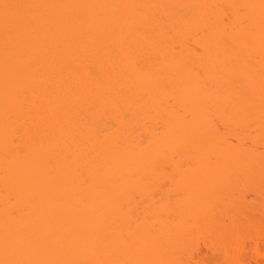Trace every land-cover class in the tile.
Returning <instances> with one entry per match:
<instances>
[{
    "label": "bare ground",
    "instance_id": "1",
    "mask_svg": "<svg viewBox=\"0 0 264 264\" xmlns=\"http://www.w3.org/2000/svg\"><path fill=\"white\" fill-rule=\"evenodd\" d=\"M263 149L264 0H0V264L218 254L259 230Z\"/></svg>",
    "mask_w": 264,
    "mask_h": 264
},
{
    "label": "rangeland",
    "instance_id": "2",
    "mask_svg": "<svg viewBox=\"0 0 264 264\" xmlns=\"http://www.w3.org/2000/svg\"><path fill=\"white\" fill-rule=\"evenodd\" d=\"M229 21H232V22L228 23ZM226 23L229 24V25L227 24V25H228V29H227V31H226L227 33H228V32H231V31H232V32L237 31L238 27H237V25L234 24V22H233L232 19H228V21H227V19H226ZM232 28H233V29H232ZM230 29H231V30H230ZM228 30H229V31H228ZM34 31H35V30H34ZM34 33H35V32H34ZM34 33H33V34H34ZM38 33H40V32H38ZM38 33H37V34H38ZM20 34H21V33H20ZM20 34H19V35H20ZM29 35H30V33H29ZM31 35H32V32H31ZM34 35H36V34H34ZM38 35H39L38 37H40V34H38ZM15 36H16V34H15ZM20 36H21V35H20ZM24 36L26 37V35H24ZM24 36H22V38H23ZM31 37H33V35H32ZM34 37H35V36H34ZM34 37H33V39H36L37 36H36L35 38H34ZM18 38H20V37H18ZM24 39H25V38H23L22 40H24ZM38 39H39V38H38ZM15 41H17V37L15 38L14 42H15ZM19 41H20V40H18V42H19ZM37 41H38V40H37ZM18 42H17V43H18ZM251 42H252V43H251ZM251 42H250V43L253 45L254 42H253V41H251ZM194 46H195L194 44H191V43L188 44V48H189V49H195L196 46H195V47H194ZM196 49H197V47H196ZM197 51H198V49H197ZM198 53H199V51H198ZM255 61H256V60H255ZM260 61H261V60L259 59V61H257V64H258ZM254 63L256 64V62H254ZM15 64H16V63H13V65H15ZM252 65H253V64H252ZM198 71L201 72V74H202V71H201L200 69H199ZM262 100H263V99H262ZM107 124H108V123H107ZM253 124H254V123H253ZM255 125H256V124H254L253 126L255 127ZM102 128H104V127L102 126ZM109 128H110V127H109ZM109 128H108V129H109ZM114 129H115V128H113V130H114ZM258 129H259V127H258ZM103 130L105 131V133L103 132L104 134H109V135H110V133L113 132L112 128H111L110 130H107V131H106L105 128H104ZM219 130H220V133H227V132H226V129L223 128V127H220ZM254 131H255V130H254ZM101 132H102V131H101ZM240 132H241V131H240ZM240 132H239V133H240ZM255 134H256V133H255ZM143 136H144V135H143ZM143 136L141 135L142 139H143ZM102 138H103V137H100V140H101ZM145 140H146V139H145ZM145 140L143 139L144 142L147 141V140H146V141H145ZM22 144H23V143H22ZM25 145H26L25 143L22 145L23 147H21V150L23 149V151H25V150L30 149V146L27 147V145H26V146H25ZM28 145H29V144H28ZM24 146H25V147H24ZM238 147H239V146H238ZM263 150H264V149H263ZM259 152H260V151H259ZM260 157L264 158V155H262V156H260ZM259 160H260V158H259ZM260 161H261V160H260ZM260 163H262V164L264 165V162H260ZM10 169H11L10 166H9V167L7 166V173L11 172ZM245 175H247L249 178H252V177H253V175H251V174H250V176H249L248 174H245ZM242 177H243V176H242ZM242 177H241V178H242ZM241 178H240V179H241ZM245 178H246V177H245ZM246 179H247V178H246ZM243 180H244V178L242 179V181H243ZM162 184H163V185H162ZM162 184H161V185H162L161 189H162L163 187H165V189L168 188V187H167L168 184H165L163 181H162ZM155 185H156V184H155ZM157 185H158V184H157ZM262 185H264V184H262ZM158 187H159V185H158L157 187H153V190H151V191H156V188H157V191H158V189H159ZM260 187H261V186H260ZM262 187H263V186H262ZM154 188H155V190H154ZM159 190H160V189H159ZM168 190H169V189L166 190V192H167L166 196L168 195ZM261 190H262V189H260V191H261ZM161 191H162V190H161ZM253 191H254V190L246 192V195H247V198H249L250 204L253 205V206L251 205L252 208L255 207V208H254L255 210L252 209L253 212H254L252 215L254 216V214H255L254 217H256L258 220H257V219H256L257 221H256V220H252L251 222H253V223H251V222H250V223L253 225V224H254V221L256 222V223L254 224V226L256 225V229H259V230H257L258 232H257L255 229H254V230H255L258 234H256V232H255L254 230H252L253 227L249 229V226H246V225H248L249 221H248V223L246 222V225H245V226H242L243 223H244L245 221L248 220V218H247V220H246V216H243V218L245 217V218H244L245 221L243 220L244 222L242 221L243 218L240 219V217H242V215L239 216L240 221L236 219V220L239 221L240 223L237 222L236 220H235L236 222H232L229 218H226V219H225V217H224L223 221L225 222V225H227V223L229 224V222H232V223L235 224V227L232 229V231L236 230V227H237V228H238L239 226H240V227L238 228L237 231H235L234 235H233V232H232V234L229 233V232L226 230V227H225V228L223 227V224H222V227H223V228H221V227L219 228L221 231H220V230L218 231V228L215 229V231H214V230H210V231H208L209 234H210V237H211L212 235H214L215 238H219V239H218L219 242H220V241H222V242L224 241L223 243L221 242V243H222L221 246L218 247V249L221 248L220 250H222V252H219L220 254L218 253L219 255H218V254H213V252H211V253H212V254H211V253H210V251H211L210 248L207 250L206 247L210 246V245L207 244V243L209 242V241L207 240V238H206L208 235H204V234H203V235H204V236H203L202 234L199 233L200 236H201V238L203 237L202 240H201V238H199L200 236H198V235H197V238H196V237H195V238H196V239L199 238V240H198L199 242H198L195 238L192 239V240L194 241V243L196 242V243L200 244L199 247H197L198 245H196V244H195V246L192 245L193 247L191 246L192 248H194L193 250H196L197 253H198V254H196V255H197V257H196V256H195V252H196V251L193 252V253H194V256L196 257L195 259L191 260V261H194L193 264H226V262L224 261V259L227 260V258H225V256H226L227 254H228L227 257H228L229 259L231 258L230 261H229V260H228V261L231 262V260H232V262H235V261L237 260V257L239 256V254H241V253H239V251H241V249H239V246H238V244L240 243V242H238V239L240 240V237L244 236V235H243L244 233L247 234L248 237L251 238V239L248 238L246 235H245V237H243L244 240H245V238H246L245 243H247V244H246L247 246H250V245L248 244L247 241H249V242H252V241H253V242H256V243L258 244V245H257V246H258V249L256 248V249L258 250V252H257L256 249L254 250V248H255V244H254L253 242L250 243L251 246H252V247H251V250L248 249V251H249V253H250V256H249V253H248L246 250H245V251L243 250V252H244V253H247V254H248L247 256L250 257V259H248L249 263H250V264H264V262H263L264 260L261 261V257L264 258V191H261L260 193H257L258 191L256 190L257 192L254 191L256 194H255ZM162 192H164V191H162ZM166 192H165V193H166ZM155 193H156V195H155ZM237 194H238V193H237ZM237 194H236V195H237ZM152 195H153V196H152ZM152 195H151V196L149 195V199H153V198H154L153 201H154L155 203H153V201L151 200V206H152V204H156V203H157L156 205H153V206H152V207H154V209H155V207H156L157 205H158V207H159L160 202H161L162 200H164L165 197L163 196L164 193L161 194V192H159V193L154 192V193H152ZM159 195H160V196L162 195L164 198L162 199V197H160ZM154 196H157V200H158V199H162V200H160V202H159V200H158V202H159V203H158V202L155 200L156 197H154ZM244 196H245V195H244ZM167 197H168V196H167ZM245 197H246V196H245ZM167 199H168V198H166V200H165L166 202L164 201L165 203H167ZM235 199H236V197H235ZM246 200H248V199H246ZM147 201H148V200H147ZM249 201H247V202H249ZM146 203H148V204H146ZM161 203H163V202H161ZM144 204L148 206V205L150 204V200H149L148 202L145 201ZM144 204H143V206L146 208V210H148V209L150 208V206H149V208H147ZM248 204H249V203H248ZM250 204H249V205H250ZM162 205H164V203H163ZM144 207H143V208H144ZM152 207H151V208H152ZM158 207H157V208H158ZM160 207H161V206H160ZM160 207H159V211L162 209V207H161V209H160ZM163 207H164V206H163ZM157 208L155 209V213H154V214H156V215H157V211H158ZM152 209H153V208H152ZM152 209H150V210H152ZM154 209H153V210H154ZM256 209H257V211H260V210H261V211L259 212V214H257V215H256V212H257ZM153 210H152V212H153ZM156 210H157V211H156ZM242 211H243V210L238 211V212L241 213ZM222 212H223V210H222ZM238 212H237V213H238ZM243 212H244V211H243ZM133 213H134V211L131 213V216H132ZM161 213H162V212H161ZM244 213H245V212H244ZM249 213H250V212H249ZM251 213H252V212H251ZM219 214H220V213H219ZM222 214H223V213H222ZM222 214H221L222 217L225 216V215H222ZM224 214H225V213H224ZM233 214H235V213L233 212ZM242 214H243V213H242ZM158 215H159V214H158ZM158 215H157V216H158ZM243 215H244V214H243ZM260 215H261V216H260ZM134 216H135V217H134ZM137 216H138V215H137ZM248 216H249V214H248ZM257 216H258V217H257ZM132 217H134V220H136V221H138V219H139V218H138L139 216H138L137 219H136V212L133 214ZM237 217H238V216H237ZM251 217H252V216H251ZM140 218L142 219V218H144V217L140 216ZM202 218H203V217H202ZM251 219H252V218H250L249 220H251ZM134 220H133V218H132V221H134ZM132 221H131V222H132ZM142 221H143V219H142ZM138 222H139V221H138ZM241 222H243V223H241ZM140 223H141V221H140ZM133 224H134V225H133ZM234 224H233V225H234ZM238 224H242V225H239V226H238ZM244 224H245V223H244ZM132 225H133V226H131V230L134 231V230H135L134 228H135V227L137 228V224L132 223ZM190 225H191V224H190ZM191 226L193 227L194 225H191ZM241 226H242V227H241ZM194 227H195V226H194ZM227 227H229V226H227ZM245 227H246V228H245ZM156 229H158V226H156ZM245 229H247V230H245ZM193 230H195V228H193ZM224 230H226V231L224 232ZM228 230L230 231L231 229H228ZM222 231H223V232H222ZM195 232H196V231H195ZM227 232L229 233V235H228ZM193 233H194V231H193ZM196 233H197V232H196ZM196 233H194L195 236H196ZM261 233H262V234H261ZM191 234H192V233H191ZM197 234H198V233H197ZM205 234H207V233H205ZM211 234H212V235H211ZM230 234L232 235V240H233V241L229 240V241L225 242L226 240H224V239H226V238H227V240H228V239H231V235H230ZM260 235H262V236H260ZM214 236H212V237H214ZM218 236H220V237H218ZM234 236H235V237H234ZM238 236H240V237L237 238V241H236V237H238ZM257 236L259 237V239L256 238ZM193 237H194V235H193ZM193 237H192V238H193ZM212 237L210 238L211 240H212ZM233 237H234V238H233ZM262 238H263V239H262ZM210 239H209V240H210ZM234 239H235V242H234ZM247 239H248V240H247ZM205 240H206V241H205ZM214 240H215V239H214ZM218 240H217V241H218ZM203 241L207 242V243H206V244H207L206 247H205V245H204L205 242H203ZM217 241H215V242H217ZM230 241H231L232 243H231ZM242 241H243V240H242ZM202 242H203V243H202ZM212 242H213V241H212ZM215 242H214V243H215ZM233 242L235 243V245L233 244ZM243 242H244V241H243ZM192 243H193V242H192ZM201 243H202V244H201ZM209 243H211V242H209ZM214 243H212V244H213L214 246H217V245H215V244H217L218 242L215 243V244H214ZM218 244H219V243H218ZM232 244H233V245H232ZM243 244H244V243H243ZM252 244H253V245H252ZM219 245H220V244H219ZM231 246H232V247L235 246V247L232 248L233 250L230 248ZM247 246H246V247H247ZM257 246H256V247H257ZM226 247H227V248H226ZM228 247H229V248H228ZM237 248H238V249H237ZM236 249H237V250H236ZM252 249H253V250H252ZM228 250H229V251H228ZM235 250H236V251H235ZM225 251H226V252H225ZM227 251H228V253H227ZM230 251H231V252H230ZM234 251H235V252H234ZM237 251H238V252H237ZM217 252H218V251H217ZM200 253H201V254H200ZM202 254H204V255H202ZM200 255H201V257H200ZM182 256H184V255H182ZM194 256H192V258H193ZM229 256H230V257H229ZM231 256H233V258H232ZM240 256H241V255H240ZM244 256H245V254H244ZM247 256H246V257H247ZM185 257H187V256H185ZM192 258H191V259H192ZM234 258H235V259H234ZM129 259H131V261L129 260L131 263H133L134 260H135V259L133 260L132 257L129 258ZM188 259L190 260V258H187L186 260H188ZM129 261H127V264H131ZM184 261H185V260H184ZM223 261H224V262H223ZM128 262H129V263H128ZM182 262H183V261H182ZM189 262H190V261H189ZM133 264H137V261H135V263H133ZM184 264H185V263H184ZM186 264H187V263H186ZM190 264H192V263L190 262Z\"/></svg>",
    "mask_w": 264,
    "mask_h": 264
}]
</instances>
